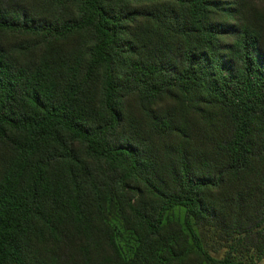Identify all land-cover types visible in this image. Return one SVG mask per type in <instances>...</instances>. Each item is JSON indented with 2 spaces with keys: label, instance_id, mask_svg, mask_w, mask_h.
Wrapping results in <instances>:
<instances>
[{
  "label": "trees",
  "instance_id": "16d2710c",
  "mask_svg": "<svg viewBox=\"0 0 264 264\" xmlns=\"http://www.w3.org/2000/svg\"><path fill=\"white\" fill-rule=\"evenodd\" d=\"M0 264H264V0H0Z\"/></svg>",
  "mask_w": 264,
  "mask_h": 264
}]
</instances>
